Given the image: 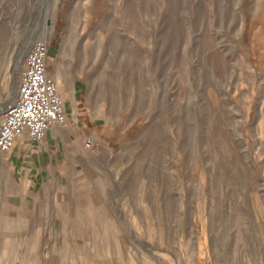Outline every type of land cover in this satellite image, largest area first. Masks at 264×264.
<instances>
[{
    "label": "rangeland",
    "instance_id": "rangeland-1",
    "mask_svg": "<svg viewBox=\"0 0 264 264\" xmlns=\"http://www.w3.org/2000/svg\"><path fill=\"white\" fill-rule=\"evenodd\" d=\"M146 1L0 0V50L12 85L18 92L20 50L31 36L47 42L53 80L63 60L66 87L57 89L83 121L79 127L68 116L61 130L73 141L61 147L80 153V196L106 203L105 219L94 225L110 232V264H231L235 247L239 264H264V0H180L173 36L163 47L168 0H151L155 12L144 9ZM129 8L141 10L144 39L132 27ZM114 31L128 40L131 53L110 46ZM67 39L69 50L62 53ZM110 80L117 85L115 102L107 94ZM91 86L99 96L87 97ZM163 100L168 111L159 117ZM174 115L177 123H164L154 139L160 157L141 158L143 135ZM211 127L218 128L213 135ZM219 161L220 202L210 172ZM139 165L172 181L171 218L159 184L139 173ZM131 180L134 189L127 192ZM142 184L150 198L140 196Z\"/></svg>",
    "mask_w": 264,
    "mask_h": 264
},
{
    "label": "crops",
    "instance_id": "crops-1",
    "mask_svg": "<svg viewBox=\"0 0 264 264\" xmlns=\"http://www.w3.org/2000/svg\"><path fill=\"white\" fill-rule=\"evenodd\" d=\"M75 107L67 115L80 127ZM72 137L54 127L0 152V264H110V232L94 225L106 203L80 196V153L61 147Z\"/></svg>",
    "mask_w": 264,
    "mask_h": 264
},
{
    "label": "bare ground",
    "instance_id": "bare-ground-1",
    "mask_svg": "<svg viewBox=\"0 0 264 264\" xmlns=\"http://www.w3.org/2000/svg\"><path fill=\"white\" fill-rule=\"evenodd\" d=\"M34 1V0H33ZM140 3V2H139ZM179 4H180V0H168V4H167V12L166 14L164 15V19L166 21V24H167V28H166V31L164 33H162L161 35V41L160 42V46L163 47L165 45H167L165 42H168L169 40V36H173V34H171L172 32H174V30L172 29L174 27V24H175V19L173 17V12L179 7ZM134 6V5H132ZM131 8V7H130ZM130 8H129V11H130ZM142 8V7H141ZM136 9V8H135ZM144 9H147V10H152L153 12H155L157 10L156 6H154L153 2L151 0H148L146 1L145 3V6H144ZM130 13L133 14V17H132V27L135 28V32L137 33V36H138V39L141 40V39H144V32L142 31L141 29V26H144L145 25V22L144 20L141 18V10H132L130 11ZM230 14V13H229ZM160 16V14H159ZM148 23V22H147ZM154 24V23H153ZM150 26V25H149ZM166 26V25H165ZM6 30V29H5ZM172 31V32H171ZM179 35V34H178ZM158 37V36H157ZM170 37V38H171ZM185 37V36H184ZM32 39L33 37H29L25 43L22 45L21 47V50H20V58L22 57V60H23V53H26L27 52V49L29 47V45L31 44L32 42ZM69 39V38H68ZM68 39L66 41H64V44L62 46V53L63 52H66L69 50V47H68ZM137 39V40H138ZM176 39V38H175ZM128 41V40H127ZM127 41L125 39H123L116 31L113 32L112 34V40H111V43H110V46L113 48V49H116V50H122L124 52H130V48H129V45L127 43ZM183 43V42H181ZM171 44V43H170ZM159 45V44H158ZM172 46L169 48V49H173V42L171 44ZM159 46V47H160ZM171 52V50H170ZM127 53V54H128ZM131 53V52H130ZM6 53L4 50H0V115L3 114L4 112V109L9 105L11 104L16 96H17V85H16V89H15V84L12 85V79H11V73H10V68H9V64L7 63V57H6ZM131 56L133 57L134 54H131ZM140 58V57H139ZM21 61V60H20ZM10 62V61H9ZM19 63V62H18ZM21 65V64H19ZM56 69L55 71L56 72H53L52 75L54 77V81L56 83V86L58 87V89H64L66 87V79H62V75L64 72V62L63 60L61 61H58L56 63ZM119 66V65H118ZM126 66V64H125ZM17 67V66H16ZM16 70V69H15ZM17 72V71H16ZM19 73V72H17ZM131 76V75H130ZM16 78H18V75L16 74ZM114 81V80H113ZM112 80H110L107 84V91L109 94V97L111 98L112 101H117V100H120L117 95H116V83L115 81L113 82ZM16 84H17V79H16ZM14 86V87H13ZM106 86V85H105ZM12 87V88H11ZM106 88V87H105ZM95 90V91H94ZM6 93H8L7 95L10 94L9 98H8V101L6 102V104L3 103V105L1 104L2 99H3V95ZM63 93V92H62ZM98 93V92H97ZM96 93V88H94L93 86L90 87L89 91L87 92V97L90 96H93L95 98V94L97 96H99L98 94ZM73 94V93H72ZM130 95V94H129ZM96 96V97H97ZM8 97V96H7ZM165 98V97H164ZM69 99V98H68ZM163 99V98H162ZM155 104V103H154ZM173 107V106H172ZM72 108L74 111H76V107H75V104L72 105ZM171 109V108H170ZM159 111H160V116L161 117L162 115H165V113L168 111V107H167V103H166V100H163L160 104V107H159ZM179 112V110H178ZM181 112V111H180ZM74 113V112H73ZM168 114V113H167ZM73 117V116H72ZM71 117V118H72ZM172 117V116H171ZM189 116H187L188 118ZM191 117V116H190ZM172 122H176L177 123V116L174 115L172 118H165V120L163 119L162 121L160 120L159 122H157L155 124V126H151L147 132L143 135V141H144V147L143 149H141L139 151V156L141 158H146L150 155H154L156 157H160V155L162 154L161 152V149L154 146L153 145V142L154 139L156 138V136L158 135H162L163 134V124L166 123V124H170ZM152 124V123H151ZM172 125V124H171ZM169 129V127H168ZM218 128L216 127H211L210 128V131H211V134L213 135L215 131H217ZM55 132H57L59 134V132H61V126L59 127H56L55 128ZM211 134L210 135H206L207 137L204 139L206 142L210 139H211ZM196 139V138H195ZM174 142V141H173ZM183 143V142H182ZM154 146V147H153ZM185 146V144H184ZM183 146V147H184ZM215 148L219 151L223 150V147H222V142L219 141V142H215ZM185 149V148H184ZM100 156V155H99ZM81 160H85L81 158ZM206 160V159H205ZM100 159L98 160H93V162H99L100 163ZM222 167H223V164H222V161H219V162H214L213 164V168L210 170V172H214V175L216 177V180H213L211 181V187L213 189H215V196H214V199L215 201H219L220 202V199L222 198V196L217 193V185H218V175L219 174H222ZM137 169L139 170V173L141 174H147L149 178L153 179V180H156V182L159 184V189L161 190V193L163 194L162 195V209L163 211L166 213V216L168 218H171L174 214V204H173V200H174V196L173 194H171L168 190L170 184H172V181L170 180L169 177H167L166 175H162V174H158V173H152V172H147V169H145L142 165H139L137 167ZM99 171V170H98ZM224 171V170H223ZM138 173V172H137ZM201 177V176H200ZM136 178V177H135ZM147 178V177H146ZM145 178V179H146ZM101 179V178H100ZM102 180V179H101ZM154 185V184H152ZM92 187V186H91ZM134 181L131 180V182L129 183L128 187H127V192H130L131 190H133L134 188ZM98 188V187H97ZM158 188V186H157ZM94 189V187H93ZM139 189V188H138ZM91 191V190H89ZM155 191V190H154ZM158 191V190H157ZM157 191H155L157 195ZM114 193V192H113ZM140 196L144 197L146 196L147 198H150L149 194L146 193V191L144 190V184L141 185V189H140ZM158 199V198H157ZM161 199V198H160ZM149 200V199H148ZM234 200V199H233ZM156 203V202H154ZM232 203V201H231ZM234 203V202H233ZM159 204V202H158ZM239 204V203H238ZM233 205V204H232ZM231 205V207H232ZM239 206V205H238ZM237 206V207H238ZM242 206V205H240ZM236 207V208H237ZM234 208V207H233ZM241 208V207H240ZM224 209L223 207H221L220 209V216L221 217H224ZM241 210H243L241 208ZM227 211V210H226ZM225 211V212H226ZM141 213V212H140ZM201 213V212H200ZM76 215V214H75ZM226 216V215H225ZM91 218V217H90ZM69 222V221H68ZM91 223V222H90ZM93 224V223H92ZM67 225V224H66ZM70 225V224H69ZM69 225L67 228H69ZM97 226V224H96ZM172 228L168 227L167 229V232H172ZM66 233V232H64ZM69 234V233H68ZM66 235V234H65ZM85 235V234H84ZM69 236V235H68ZM66 237V236H65ZM70 237V236H69ZM241 237V236H240ZM56 239V238H55ZM54 241V240H53ZM63 241H64V238H63ZM175 241V240H173ZM71 242V241H70ZM74 242V241H72ZM52 243V242H51ZM75 243V242H74ZM237 244H240L239 241H237ZM242 245V244H241ZM57 246V245H56ZM239 246V245H237ZM55 247V246H54ZM64 247V246H63ZM63 252V251H62ZM59 253V252H58ZM60 254V253H59ZM64 254V253H63ZM61 254L60 257L63 255ZM52 256V255H51ZM47 257V256H46ZM66 257V256H65ZM64 257V259H65ZM62 259V258H61ZM238 247H235L232 251V254H231V264H239L238 263ZM45 260V259H44ZM48 263V262H47ZM65 264V263H64Z\"/></svg>",
    "mask_w": 264,
    "mask_h": 264
},
{
    "label": "built area",
    "instance_id": "built-area-1",
    "mask_svg": "<svg viewBox=\"0 0 264 264\" xmlns=\"http://www.w3.org/2000/svg\"><path fill=\"white\" fill-rule=\"evenodd\" d=\"M15 100L5 109L0 121V152L13 148L24 136L41 142L54 127L67 124L64 99L48 72V44L36 38L24 56ZM94 145L90 137L86 146Z\"/></svg>",
    "mask_w": 264,
    "mask_h": 264
}]
</instances>
